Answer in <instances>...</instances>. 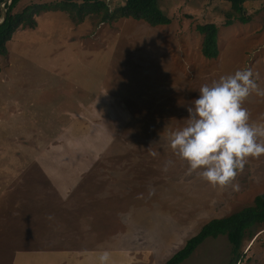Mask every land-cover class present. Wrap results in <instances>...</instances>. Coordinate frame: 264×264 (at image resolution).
Instances as JSON below:
<instances>
[{"label":"rangeland","instance_id":"1","mask_svg":"<svg viewBox=\"0 0 264 264\" xmlns=\"http://www.w3.org/2000/svg\"><path fill=\"white\" fill-rule=\"evenodd\" d=\"M57 3L21 0L14 12ZM106 3L113 12L124 0ZM157 3L169 25L100 22L77 5L70 12L41 11L35 28L18 29L6 43L0 57V264H12L19 251L40 257L86 248L92 239L106 250L118 241L123 256L109 252L114 264H163L203 224L264 194V156L249 159L233 190L190 173L169 147V132L186 125V108L201 85L251 68L264 89L261 1L243 3L240 12L250 17L245 24L219 0ZM207 23L217 27L219 52L211 60L203 58L196 30ZM243 107L250 122H264V96L252 93ZM253 232L236 264H264V225ZM181 264L234 263L219 236Z\"/></svg>","mask_w":264,"mask_h":264},{"label":"clouds","instance_id":"2","mask_svg":"<svg viewBox=\"0 0 264 264\" xmlns=\"http://www.w3.org/2000/svg\"><path fill=\"white\" fill-rule=\"evenodd\" d=\"M252 93L264 96L251 68L222 75L201 85L198 96L186 108V125L169 132L173 154L186 162L190 173L195 172L213 187L231 184L233 190H238L236 176L250 158L264 156V122H250L248 110L243 107ZM171 163L167 161L163 170L167 171ZM97 260L98 264H111L107 251Z\"/></svg>","mask_w":264,"mask_h":264},{"label":"trees","instance_id":"3","mask_svg":"<svg viewBox=\"0 0 264 264\" xmlns=\"http://www.w3.org/2000/svg\"><path fill=\"white\" fill-rule=\"evenodd\" d=\"M21 0H0L4 4L5 19L0 24V57L7 54L6 43L18 29L35 28V16L44 10H66L68 12L77 7H85L87 13L99 15L100 22H108L117 19H133L143 21L150 26L169 25L171 19L158 8V0H124L123 5L109 10L106 0H58L57 4H34L23 8L20 12L14 9ZM229 4L233 13L238 14L235 18L239 23L250 22V17L241 14L243 3L248 0H219ZM261 8L264 10V0ZM3 13L0 9V19ZM233 20H226V26H232ZM196 30L203 35L201 54L203 58L211 60L218 56L217 27L212 23L197 25ZM1 71V69H0ZM264 225V194L254 197L252 205L242 208L236 213L223 218H214L203 224L199 230L190 236L176 253L163 264H181L188 259L195 249L208 238L224 236L231 247L233 263H238L242 258L241 246L246 236L253 237V229Z\"/></svg>","mask_w":264,"mask_h":264},{"label":"crops","instance_id":"4","mask_svg":"<svg viewBox=\"0 0 264 264\" xmlns=\"http://www.w3.org/2000/svg\"><path fill=\"white\" fill-rule=\"evenodd\" d=\"M53 175H58V174L54 173ZM54 180L55 182L61 184V179L55 178ZM58 192L63 193L62 189L61 191L59 190ZM117 244L118 241L113 242L112 243L113 248L111 250H106L105 246L103 245V242L101 243L98 241L95 242V239H92V242L86 248L71 249V250L64 248L60 250L44 251L42 256L40 257H38V255L42 252L37 253V256H35L32 254L33 252L29 253L25 251H19L15 254L12 264H33L34 262L35 264H97L98 261L96 259V255H99L104 251H107L108 253L112 252L113 254L120 252L119 248L117 247ZM85 256H94L95 258L93 260H89L86 259ZM42 258L43 261L41 260ZM111 264H114L112 263V260H111Z\"/></svg>","mask_w":264,"mask_h":264},{"label":"water","instance_id":"5","mask_svg":"<svg viewBox=\"0 0 264 264\" xmlns=\"http://www.w3.org/2000/svg\"><path fill=\"white\" fill-rule=\"evenodd\" d=\"M5 19V14H3L2 19L0 20V24L3 22V20Z\"/></svg>","mask_w":264,"mask_h":264}]
</instances>
